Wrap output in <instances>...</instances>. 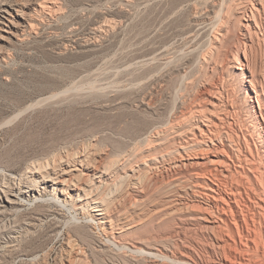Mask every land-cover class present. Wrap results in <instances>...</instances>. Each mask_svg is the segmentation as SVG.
Listing matches in <instances>:
<instances>
[{"label": "rangeland", "instance_id": "rangeland-1", "mask_svg": "<svg viewBox=\"0 0 264 264\" xmlns=\"http://www.w3.org/2000/svg\"><path fill=\"white\" fill-rule=\"evenodd\" d=\"M17 1L18 12L8 15L12 22L32 12L30 0ZM131 1L56 0L60 13L20 40L4 38L7 25L0 24V182L8 180L6 174L24 173L33 162L66 150L86 148L97 164L116 160L118 166L119 159L143 149L141 138L150 122L166 121L194 104L218 78L204 65L220 0ZM104 18L114 21L118 31L95 47L84 45L89 28ZM223 60L226 50L216 61L222 65ZM144 166L142 159L133 160L106 188L104 181L91 194L68 193L91 219L89 229L76 231L79 238L67 232L75 231L81 220L72 211L58 216L38 206L0 217L1 235L7 233L3 227L9 220L22 230L16 249L0 251V264H70L81 257V264L144 261L146 254L132 246H143L138 240L146 231L144 202L134 198L139 184L132 186ZM57 196L60 201L67 198L59 192ZM108 207L114 210L106 213ZM111 232L127 233L128 248L101 246L98 239L113 240ZM178 233L181 247L206 251L204 239L195 232Z\"/></svg>", "mask_w": 264, "mask_h": 264}, {"label": "bare ground", "instance_id": "bare-ground-1", "mask_svg": "<svg viewBox=\"0 0 264 264\" xmlns=\"http://www.w3.org/2000/svg\"><path fill=\"white\" fill-rule=\"evenodd\" d=\"M27 2L32 12L22 13L23 20L12 22L8 15L12 10L18 12V1L0 0V24L7 25L4 38L20 40L61 11L56 0ZM219 2V19L212 29L204 65L218 78L210 79L205 94L168 120L150 122L141 138L143 149L130 158L123 155L127 159H119L118 166L116 160L97 164L92 151L83 148L33 162L24 173L6 174L8 180L0 182V217L11 210L38 206L58 216L72 211L81 220L75 231L67 232L71 238H79L76 231H86L91 219L68 193L88 195L99 187L97 182L104 181L106 188L128 163L142 159L143 172L132 184H139V195L135 193L134 198L142 200L146 209L145 235L138 240L143 246L132 244L147 256L138 264H264V0ZM117 31V24L104 18L93 23L87 39H82L84 45L95 47ZM223 50L227 60L221 65L216 60ZM58 192L67 198L60 201ZM126 207L124 204V210ZM106 209V213L114 210ZM13 226L9 220L3 227L7 233L0 234V243H4L0 251H7L8 246L16 249L22 230ZM176 231L198 234L205 241L206 253L181 247ZM111 233L113 240L98 239L101 246H126L127 233ZM81 258L70 264H81Z\"/></svg>", "mask_w": 264, "mask_h": 264}]
</instances>
